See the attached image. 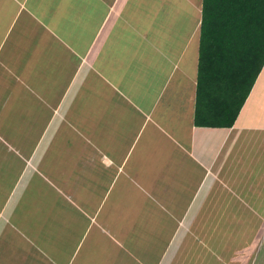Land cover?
Instances as JSON below:
<instances>
[{
    "label": "crops",
    "instance_id": "0c3cea01",
    "mask_svg": "<svg viewBox=\"0 0 264 264\" xmlns=\"http://www.w3.org/2000/svg\"><path fill=\"white\" fill-rule=\"evenodd\" d=\"M200 4L0 0V264H264V65L194 126Z\"/></svg>",
    "mask_w": 264,
    "mask_h": 264
},
{
    "label": "trees",
    "instance_id": "16d2710c",
    "mask_svg": "<svg viewBox=\"0 0 264 264\" xmlns=\"http://www.w3.org/2000/svg\"><path fill=\"white\" fill-rule=\"evenodd\" d=\"M193 123L230 128L264 65V0H201Z\"/></svg>",
    "mask_w": 264,
    "mask_h": 264
},
{
    "label": "rangeland",
    "instance_id": "374dc122",
    "mask_svg": "<svg viewBox=\"0 0 264 264\" xmlns=\"http://www.w3.org/2000/svg\"><path fill=\"white\" fill-rule=\"evenodd\" d=\"M142 46H143V45H142ZM94 50H95V49H94ZM239 230H240V232H242V227L239 228ZM238 234H239V232H238ZM238 239H240L239 236L236 237V240H238ZM208 258L213 259V257H208ZM208 264H211V262H209Z\"/></svg>",
    "mask_w": 264,
    "mask_h": 264
},
{
    "label": "bare ground",
    "instance_id": "6f19581e",
    "mask_svg": "<svg viewBox=\"0 0 264 264\" xmlns=\"http://www.w3.org/2000/svg\"><path fill=\"white\" fill-rule=\"evenodd\" d=\"M31 133V132H30Z\"/></svg>",
    "mask_w": 264,
    "mask_h": 264
}]
</instances>
